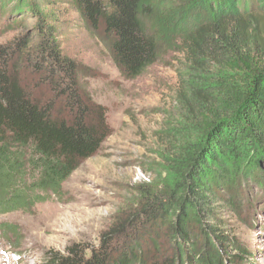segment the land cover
<instances>
[{"label": "trees", "instance_id": "16d2710c", "mask_svg": "<svg viewBox=\"0 0 264 264\" xmlns=\"http://www.w3.org/2000/svg\"><path fill=\"white\" fill-rule=\"evenodd\" d=\"M69 3L92 29H103L126 79L141 77L172 47L188 73L178 88L179 117L162 137L168 188L115 216L97 246L84 252L74 244L47 264L233 263L231 246L246 249L209 219L222 203L241 213L245 165L264 164V0ZM36 50L23 68L0 54V212L29 205L34 190L61 193L110 134L81 63L54 40ZM27 179L33 183L18 189Z\"/></svg>", "mask_w": 264, "mask_h": 264}, {"label": "rangeland", "instance_id": "374dc122", "mask_svg": "<svg viewBox=\"0 0 264 264\" xmlns=\"http://www.w3.org/2000/svg\"><path fill=\"white\" fill-rule=\"evenodd\" d=\"M70 1L0 0V54L23 68L42 40L59 42L83 66L89 99L102 106L110 134L64 182L61 193L34 190L29 205L0 212V264H47L50 254L65 253L74 244L85 252L98 245L115 216L132 213L170 183L162 137L181 112L178 88L188 73L182 52L168 48L141 77L126 79L103 29H92ZM22 39L25 44L17 50ZM244 170L242 212L222 203L209 220L222 221L219 227L230 244L246 249L232 245L231 264H264V164L259 169L250 161ZM32 183L27 179L18 189Z\"/></svg>", "mask_w": 264, "mask_h": 264}]
</instances>
